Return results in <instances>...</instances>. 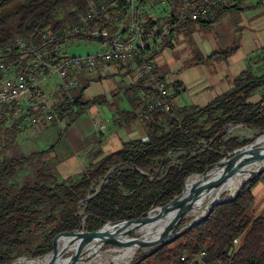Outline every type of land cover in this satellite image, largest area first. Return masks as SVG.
I'll return each instance as SVG.
<instances>
[{"label": "trees", "instance_id": "trees-1", "mask_svg": "<svg viewBox=\"0 0 264 264\" xmlns=\"http://www.w3.org/2000/svg\"><path fill=\"white\" fill-rule=\"evenodd\" d=\"M187 1L191 0H158L147 6L140 0L147 7L144 13L141 10L147 34L157 36L161 22H168L172 27L171 36L173 28L183 24L178 20L179 8ZM103 4L109 8V17L89 21L86 26L84 20L91 15L93 7ZM159 4L164 5L162 12ZM221 6V13L232 8ZM172 7L178 15L170 11ZM62 10L64 16L59 18ZM129 20V6L123 0H0V77L21 73L33 66L38 51L46 49L50 59L56 57V51L60 52L58 46L71 40L109 44L110 41L84 32L87 28L88 31L98 28L107 31L112 40L113 34ZM200 22L204 19L194 23ZM75 27L78 29L74 30ZM44 33L53 35L55 40L44 42ZM17 41L33 49L14 48ZM236 51L237 48L228 49L222 55L228 58ZM147 53L148 50L143 51L146 57ZM87 83L82 85L78 81L71 89H67L68 81L63 84L58 91V117L53 126L64 120L71 126L88 109L100 105L102 98L89 101L84 98ZM143 106L133 104V110L120 115L125 121L138 119ZM237 125L264 135V67L243 72L233 82L232 89L204 107H171L168 112L152 114L143 120L147 140L127 142L119 151L96 163L91 161L76 178H63L45 162V151L3 158L0 162V264H12L21 257L36 258L53 251L80 229L84 218L85 232L91 233L111 222L136 220L152 209L168 206L183 192L190 176L204 173L209 166L253 143V140L227 138L228 128ZM27 128L30 127L20 121L10 127L0 121V144L2 141L6 144L3 149H8ZM177 151L185 154L175 162L169 156ZM101 155L98 151L94 158ZM37 160H41L39 164ZM117 166L121 168L105 181ZM26 170L29 172L25 173ZM200 179L199 176L191 178L188 186ZM262 183L264 173L253 176L234 202L215 206L203 222L158 249L149 253L139 250L133 264H188L181 261L182 256L190 260L203 252L204 264H264V214L255 215L254 194ZM93 195L89 202L85 201ZM235 240L240 241L238 246Z\"/></svg>", "mask_w": 264, "mask_h": 264}, {"label": "crops", "instance_id": "crops-1", "mask_svg": "<svg viewBox=\"0 0 264 264\" xmlns=\"http://www.w3.org/2000/svg\"><path fill=\"white\" fill-rule=\"evenodd\" d=\"M230 6L232 8L221 13V4H216L212 9L217 8L204 22L188 21L176 25L171 36L166 38L164 47L156 44L148 50L147 58L155 65L156 77L168 85L171 107L174 109L204 107L232 89L233 82L243 72L264 67V0H231ZM159 10L162 12L160 7ZM170 11L178 15L175 7ZM109 45L102 44L98 46L100 50L95 52L107 49ZM232 48H237V51L224 58L222 52ZM59 49L61 56H71L63 45ZM215 54L217 56L211 58ZM133 63H113L100 68L93 73L96 83L90 78L91 74L83 70L72 71L65 80L76 84L79 81L82 85L89 80L85 91L88 97L84 93V98L88 101L102 98L100 105L91 107L83 114L89 116L92 126L95 121L105 124V130H98V145H95L98 149H94L93 163L119 151L127 142L147 140L139 114L138 119L130 121H125L120 115L121 112L133 110V104L145 105L157 96L147 86L146 78L138 72V61ZM60 125L61 122L48 129H40L37 134L54 135L57 133L54 130L60 131ZM109 125L112 126L110 131ZM98 151L102 155L95 159ZM81 163L83 165L82 160Z\"/></svg>", "mask_w": 264, "mask_h": 264}, {"label": "built area", "instance_id": "built-area-1", "mask_svg": "<svg viewBox=\"0 0 264 264\" xmlns=\"http://www.w3.org/2000/svg\"><path fill=\"white\" fill-rule=\"evenodd\" d=\"M123 1L129 6L130 20L121 25V29L113 34L112 40L105 30L96 28L93 31H88L87 28L84 32L87 36L110 41L112 47L82 56H61L60 52L56 51L57 56L52 59L49 58L48 51L44 49L36 53L37 60L33 66L21 73H7L0 77V121L5 122L15 118L16 121L13 125L20 121L35 130L48 129L53 126L58 117L56 109V105L59 103L58 91L61 90L73 70H83L89 74L109 64L116 62L134 64L133 62L136 60L139 62L136 64L138 72L146 78L147 86L157 95L154 100L143 106L139 113V120L143 121L156 112L170 111L171 95L168 85L156 77L155 65L147 60L143 51L155 47L156 44L164 47L166 37L169 36L172 27L168 22H161L160 33L157 36L148 35L149 33L147 34V30L144 28L146 21L141 13V10L145 8L143 3L140 0ZM157 1L144 0V3L150 6ZM214 4L230 6L231 0L187 1L179 8V23L195 22L207 18ZM108 9L106 4L94 6L91 15L84 20L86 26H89V21L97 20L102 16L109 17ZM77 29V27L74 28V30ZM43 40L44 42L55 40V37L44 33ZM13 47L20 50L33 49L32 47L27 48L23 41H17ZM53 78H56L60 83H56L52 89L43 88L44 85H49ZM74 84L73 81H69L67 89L73 88ZM34 112L36 113L34 114ZM96 126L98 127V125ZM100 128L102 129V127ZM234 243L238 246L240 241L235 240ZM204 255L203 252L200 256L190 260L184 255L181 257V261L188 262V264L196 262L204 264L202 261Z\"/></svg>", "mask_w": 264, "mask_h": 264}, {"label": "water", "instance_id": "water-1", "mask_svg": "<svg viewBox=\"0 0 264 264\" xmlns=\"http://www.w3.org/2000/svg\"><path fill=\"white\" fill-rule=\"evenodd\" d=\"M261 137L258 138L256 143L229 154V156L234 154V157L230 160L224 158L220 162L209 166L204 173L190 176L185 183L183 192L175 197L168 206L152 209L136 220L111 222L101 230L91 233L85 232L86 218H84L80 229L72 233L73 236L80 235L81 241L70 255H59L60 242L53 251L43 256L36 258L21 257L12 264H87L102 253L105 246L109 245L158 249L162 244L175 240L187 229L203 222L215 206L234 202L253 176L264 173V145H259ZM256 144L259 146H256ZM252 164L257 165V168L249 172L235 194L224 197L220 195L210 199L212 194L217 190H221L227 182L237 176L247 174L245 168ZM120 168L121 166L113 168L106 176L105 181H108L111 175ZM194 176H199L201 179L189 188V180ZM95 195L88 197L85 201L89 202ZM196 209L204 210L202 217L197 221L184 222L187 216ZM169 217H173L172 221L162 231L155 233L157 226ZM144 226H148L145 234L138 237L131 236L132 233L137 232ZM93 241L96 242V246L89 249L88 247Z\"/></svg>", "mask_w": 264, "mask_h": 264}, {"label": "rangeland", "instance_id": "rangeland-1", "mask_svg": "<svg viewBox=\"0 0 264 264\" xmlns=\"http://www.w3.org/2000/svg\"><path fill=\"white\" fill-rule=\"evenodd\" d=\"M159 7L162 10H164L163 9L164 7L161 4H159ZM59 13H60L59 16L58 15L57 16L59 18H62L64 16V10L60 11ZM162 14H165V12ZM100 45L102 44H99L98 41L94 42L90 40H84L82 42L81 41L75 42L71 40L68 43H64L63 48L71 56L72 55L82 56L95 52L97 49H99L98 46ZM61 46H58V48H60ZM90 78L94 83H96L95 81L96 76L94 77L93 74H91ZM56 83H57V79L53 78L52 80H50L49 85H44L43 88L46 87V89H52ZM85 97H88L87 92L85 93ZM256 99L257 97L255 98V100ZM15 121H16L15 118H11L10 120H6L5 124L6 126L10 127L11 125H13ZM66 123L68 124V120H66L65 123L61 122L60 131H58L57 129L54 130L55 132H57L54 135L37 134L38 130L27 128L16 138L14 142L11 143V146L5 150L3 148L6 146V144L2 141V144H0V152H1L0 162L3 160V158H9L12 156L30 155L32 153H39L45 151L47 153L44 156L45 162L51 164L53 168L57 169V172L63 175V178L65 179L72 177L76 178L77 175L81 174L82 171L88 168L92 160V155L95 151L94 149L95 148L98 149V147L95 146L98 145L97 136L100 134L98 130H101L100 127H102V129L105 130V124L104 122L101 121H95L94 126H92L93 124L88 115L81 116L74 123H72L70 127L69 125H66ZM96 125H98V127ZM66 127L67 129L62 132L61 130H64ZM111 127H112L111 125L108 126V131H110ZM260 136H263V134H260V132L256 130H249L245 127L238 125L230 126L227 130L228 139L239 138L241 140L244 139L253 140L252 144L256 143V141ZM1 138L2 135H0V139ZM259 145L256 144V146ZM184 154L185 151H177L171 154L169 158H172L175 162H177L179 158H181V156ZM231 158L232 156L229 155H227L226 157L227 160H230ZM81 160L83 161V165L81 163ZM88 160H90V162ZM40 161L41 160L39 161L37 160V163L39 164ZM27 172H29V170L25 171V173ZM255 193L257 199V204L255 207V215L264 214V184L263 183L258 186V188L255 190ZM230 194L231 193L229 192H225L222 194V196H228ZM80 214H83V210H80ZM193 219L194 216H189L187 219H185L184 222H191ZM131 236L138 237L141 235L135 232L132 233ZM116 247H119V245L105 246L102 250L108 251ZM153 249L155 248L153 247L145 248V249L141 248L139 250H142V252L144 253L147 252L149 253ZM135 257L130 264H133ZM103 258L104 257L101 256L99 260ZM91 264H98V263L93 262Z\"/></svg>", "mask_w": 264, "mask_h": 264}, {"label": "bare ground", "instance_id": "bare-ground-1", "mask_svg": "<svg viewBox=\"0 0 264 264\" xmlns=\"http://www.w3.org/2000/svg\"><path fill=\"white\" fill-rule=\"evenodd\" d=\"M260 145H264V135L263 137L260 138L259 140ZM257 165H249L246 167V171L248 172L247 174L240 175L235 177L233 180L227 182L221 190H217L212 194L210 199H213L214 197H218L222 195L225 192L231 193L230 195H233L236 193L238 190L241 182L248 176L249 172H251ZM195 177V176H194ZM189 188L191 186H188ZM209 199V200H210ZM204 214V210L202 209H196L192 211L188 216H194V219L192 221H197L199 220L202 215ZM186 218V219H187ZM173 217H169L165 219L163 222H161L158 226L157 229L155 230V233H158L162 231L171 221ZM148 226L141 227L136 233L143 235L147 231ZM81 241V236L80 235H75L71 236L67 241H65L62 245L59 246V255L60 254H67L70 255L74 250L77 248V246L80 244ZM96 246V242L93 241L89 245V249H92ZM139 247L136 246H119L113 249H110L108 251H103L102 253L98 254L95 258H93L89 263H98V264H130L134 257L137 255V252L139 251ZM70 253V254H69ZM104 257L103 259L99 260L100 257ZM79 264H85V263H79Z\"/></svg>", "mask_w": 264, "mask_h": 264}]
</instances>
